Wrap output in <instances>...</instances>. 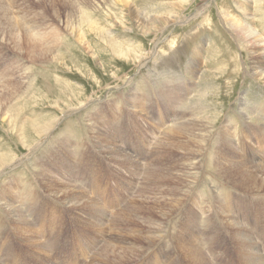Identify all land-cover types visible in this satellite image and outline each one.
<instances>
[{
  "label": "rangeland",
  "instance_id": "374dc122",
  "mask_svg": "<svg viewBox=\"0 0 264 264\" xmlns=\"http://www.w3.org/2000/svg\"><path fill=\"white\" fill-rule=\"evenodd\" d=\"M129 1L132 7L138 11L142 10L140 12L147 18L151 15H181L178 9L172 7V3L180 0ZM75 4L87 6L94 18L103 21L102 26L120 45L124 44V47L133 48L143 57L146 56L147 63L144 67L135 68L132 61H127L136 59L116 56L97 37L96 32L89 31L88 28L84 29L87 34L82 28L75 31L73 28L77 25L78 16ZM240 4L244 6L245 2L192 0L184 11V16L193 17L199 11L201 14L185 23L182 18L179 24L176 23L167 28L165 33L155 37L154 34H141L139 30L132 29L129 18L125 19V27L115 24L117 18L119 19L117 16L112 15L106 19L109 17V5L118 15L126 13V10L113 3V0L112 3L109 0H0V154L18 156L26 151L9 127L8 119L4 118V113L10 106H15L18 111L22 110L23 118L31 121L45 120L59 118L63 115L60 110L76 107L80 104L79 101L85 102L92 98L89 105L69 112V116L60 123V127H56L53 137L45 143L43 149L42 145L30 160L1 177L15 188L11 190V201H14V204L16 198L21 202V211L36 232L28 238L22 237L16 231L11 217L0 208V264H101L103 258L97 257L96 253L103 247L105 239H118V235L114 236L111 231L114 223L121 226V230L125 227L124 230L131 233L142 232L145 236L156 234L154 231H147V225L139 221L141 218L160 220L164 226L163 230L168 233L159 243V240L157 241L158 245L153 247L155 249L147 250L139 259L128 264H156L153 257L161 248L163 255L160 256L158 264H168L167 260L170 264H189L190 261L188 263L179 253L173 241L175 235L183 234L184 225L191 226L198 239L202 240L200 242L207 264H247L240 245L232 238L231 230L222 224L220 214L215 216V208H211L210 202L215 203L213 196L217 190L212 178L204 172L200 173L199 177L195 175L196 187L191 192H185L187 186L180 183L173 185L170 183L173 180L164 176L181 174L184 178L190 177V166L188 164L185 168L189 154H184V150L177 149L175 145L172 147L171 139L163 140L169 123H166L165 119L169 107L167 100L179 94L181 100L174 104L173 113L177 116L174 122L184 120L188 123L192 119L217 114L216 124L208 127L210 130L206 128L210 143H214L216 148L218 145L223 148L218 136L222 126H232L236 123L238 127L231 128L230 131L236 130L237 133L231 142L237 153L244 158L246 156L253 159V155L260 149L264 155V127L260 132V126L264 125V86L261 87L264 84L244 72L243 60H246V68L249 69L250 54L245 46L227 31V20L223 18L226 11L236 19L240 17V21L255 27L264 38V0H247L246 11L251 13L249 22L241 14L243 8ZM205 15L208 16L204 17ZM81 33H84L83 40L80 38ZM155 40L161 43L156 46ZM194 59L203 62L198 74L190 72V60ZM206 70L211 75H205ZM241 92L245 93L243 98L247 112L253 113V121L257 123L256 126H251L254 128L248 132L251 138L246 136L247 128H244L241 120L243 114L239 110L238 101ZM130 103L134 104V107L131 108ZM93 127L107 135L102 137L106 138L108 145L115 142L126 154L144 163L139 174L135 166L113 160L112 156L95 142ZM183 136H186L182 138L183 142L189 144L186 133ZM64 141L67 147L63 145ZM160 141L165 145L159 146ZM202 146L196 159H201L200 165L204 152L209 150L206 145ZM41 162V169L40 166L35 167L40 169L41 173L60 181L63 177L70 178L71 184L82 189L87 197L90 196L89 198L105 208L108 213L105 225L111 231L106 233L107 237L105 233L95 231L91 225L92 219L88 218L90 210L71 208L63 199L52 194L41 181V176L40 179L33 177L34 164ZM67 162L71 168L62 164ZM222 163L223 159H219L214 167L223 168ZM147 168L159 172L163 178L158 180L149 177L144 180ZM12 178H16V182ZM20 178L25 184L17 182ZM224 179L228 187L226 186L227 192L221 194L222 203L229 207L235 218L240 217L241 224L252 232L263 254L264 192H247L231 185L236 183L231 178ZM175 186L178 187L177 198L185 195L182 204L175 209L176 212L162 219L160 207L169 210L167 204L173 200H168V193ZM24 189L30 192L32 197L30 194L23 196L21 191ZM201 189L210 195L205 203L199 201L200 197L197 202L194 201L197 198L195 195H198L196 193L201 194ZM132 200L143 206V209H134L130 214L131 219L123 222L118 215L122 210L133 207ZM205 209L213 213L210 220L199 217V212H196H203ZM190 215L198 218L197 221L192 220ZM136 216L137 221L133 219ZM122 238H126L125 241L131 239L125 235ZM38 240L44 245L42 251L45 255L42 256L41 262L34 257L38 246L29 243L39 242ZM198 249L200 248L196 250Z\"/></svg>",
  "mask_w": 264,
  "mask_h": 264
},
{
  "label": "bare ground",
  "instance_id": "6f19581e",
  "mask_svg": "<svg viewBox=\"0 0 264 264\" xmlns=\"http://www.w3.org/2000/svg\"><path fill=\"white\" fill-rule=\"evenodd\" d=\"M110 1L112 3V0H109V2ZM175 1H177V0H175ZM191 1L192 0H180L178 2L172 3V7L174 6L176 9H178L180 11L181 15L176 14V15L158 16V17H152V15H151V17L147 18V17H144L142 15V13L140 12L142 10L138 11L136 8L132 7L129 0H113V3L120 5L122 7V9L126 10V13L119 14L120 15L119 16L118 13H116L113 8L111 9L110 5H109L108 6L109 7L108 8L109 9L108 10L109 11L108 16L109 17H106V19L110 18L112 15L117 16V17H119V19L117 18V20L115 21V24L120 25L122 27H125V23H126L125 19L129 18L131 20V28L132 29L139 30L141 32V34H154L155 37H158L167 28L175 25L176 23L179 24L181 22L182 18H184V20L182 22L185 23L186 21H189L190 19L197 17L198 14H201V12L199 11L195 15H193V17H191L190 15L184 16V11L187 9V6L189 5V3ZM243 1L246 4L247 0H243ZM164 2H167V1H164ZM255 2H256V0H255ZM164 4H162V5H164ZM245 4H244V6H243V4H240V7L243 8V12L241 14H243V17L245 18V20L247 22H249L251 20V17H250L251 13L249 14V12L246 11L247 7L245 6ZM75 6H76L75 7L76 12L78 13L77 25L75 28H73V29H75V31L82 28V31L84 32V29L88 28L89 31L96 32L97 37L100 38L108 46L110 51H112L116 56L126 58V59H136V60H127V61H132V63H134V65H135V68H141L142 66L144 67V65L147 63V60L145 58L146 56L143 57L141 54L137 53L133 48L132 49L127 48L126 45H125L126 47H124L123 46L124 44L120 45L117 41H115L109 35L110 33L107 32L108 30L106 31L104 26H102L103 21L99 20V18H97V19L94 18L93 13L91 12V10L87 6L86 7L77 6L76 4H75ZM167 6H169V5L167 4ZM167 6L165 5V7H167ZM170 10H172V8ZM167 11H169V10H167ZM226 12L224 13L223 18H225L227 20V23H226V24H228L227 25L228 26L227 31L230 32L232 34V36L236 37L238 39V41L240 42V44L243 47L245 46V48L247 49V52L250 54V60H249L250 68L249 69L246 68L247 67L246 66V64H247L246 60H243L244 72L246 74L248 73L254 79H256V80H258L264 84V38L262 37L260 32L258 33V30H256L255 27L249 25L248 23H243L242 21H240V17L238 19H236L233 15L226 13ZM207 16L205 15L204 17H207ZM102 17H104V16H102ZM128 24H130V23H128ZM109 26H111V24ZM84 33L87 34V32H84ZM84 33L80 34V38L82 40L84 39ZM159 42L160 41L155 40V45L158 46ZM155 53H156V50H155ZM244 58H247V57H244ZM159 62H161V61H159ZM198 62H199V60H195V59L190 60V72L192 74H194V73L198 74L201 72V67H203L202 66L203 62L202 61L199 63ZM155 64H157V63H155ZM241 68H242V66H241ZM216 71H218V70H216ZM204 74L205 75H211L207 70H206V72H204ZM201 76H202V74H201ZM202 78H203V76H202ZM263 86L264 85H262L261 87H263ZM193 88H195V87H193ZM64 93H66V92H64ZM244 94H242V92H241L239 97H238V101H239V105H240L239 110L243 114V117L241 120L244 123V128H247L246 129L247 133H245V134L247 137H250L251 134L250 133L248 134V132L250 129L254 128L251 126H256L257 123L253 121L254 120L253 119V117H254L253 113L252 112L248 113L246 110V107H245L246 103H245L244 98H243ZM205 96H206V94H205ZM178 97H179V94L175 95L174 98L170 97L167 100L169 107H168V112H167V115L165 116V119H166V123L167 122H169V123H167L168 124L167 127L165 126L167 128V130L164 132L163 140L165 141L167 138H168V140L171 139L170 144L172 145V147H173V145H175V147L177 149L184 150V154L185 153L189 154V157H187V159H186V167L185 168H187L188 164H189V166H190L189 167L190 168V171H189L190 177L187 176L184 178L183 177L184 175H181V174L180 175L167 174L164 176L168 177L169 179H172L173 181L170 183H173V185H174V183L176 185L180 183L182 186L188 187V189H186L185 192H189V191L191 192L192 189H194L197 185L195 182L196 179H194V178H196V177H194L195 175H197V177H199L198 175L202 172H204V174H207L206 176L209 175L212 178L213 184H215V187L217 189V190H215L216 194H214V196H213L215 205L210 202L211 198L209 200V202L211 204V208H215L214 209L216 211L215 216L220 214V217H221L220 219L222 220L221 221L222 224L226 225V227H228V230H231V233L233 236L232 238L236 241L237 244L240 245L239 247L241 249L244 260L247 264H264V255H263L264 253L262 254L258 241L256 240V238H254V236L252 235V232H250L248 228L244 227L241 224L242 221L240 220V217H239V219L235 218L234 214H232L229 207L225 203H222L221 198H220L222 196L221 194L227 192V190H226L228 187L226 185L227 181L224 178H227V179L231 178L232 180H234L233 177H235L236 180H234V181L236 183H233V184H231L229 182L228 183L233 185V186H236L242 190H245L247 192H253V193L264 192V155H263L262 151L260 149H258V152L255 153V155H253V157H254L253 159L246 158V156L244 158L237 153L236 148L231 143L232 140L235 139L237 133H236V130L230 131L231 128L236 129L238 127V125L236 123H233L232 126H230V124H226V125H224V127L222 126V129H221L222 131L218 136H219V139L221 141V144L223 145V148L219 147V145H218V148H216L214 146L215 145L214 143L209 142V140H211V139L209 138V132L206 131V128L213 127L214 124H216V122L218 120L217 114H212V115L210 114L211 116H209V117H206V116L203 117L204 115L202 114L203 115L202 116L200 114L203 118H200L197 120L192 119V121L189 120L190 122H188V123L187 122L185 123L184 120L174 122L173 121L174 118L177 117L173 113L174 104L176 105L177 101L181 100V98L180 97L178 98ZM203 98H201V99L203 100ZM63 100H64V97H63ZM90 100H92V98L87 99L85 102H81L78 100L80 102V104H78L76 107H73V108L72 107L69 108L68 104H67V107L69 109L66 108V109L60 110L63 113V115L62 116L60 115L61 117L59 116V118L31 121V120H28L26 118L21 117L22 110L18 111V108H16L15 106H10L9 109L7 111H5V113H4L5 114L4 118L8 119L9 127L14 132L17 139H19L21 145L23 147H25L26 151H25V153L19 154L18 156H9V155L0 154V190H1L0 191V208L3 209V211L5 212V214L8 217H11V219L13 220L12 222L16 226V231L19 233V235H22V237H24V238H28V236H30L31 234H33L36 231H35L33 226L29 225V222H28L27 218L25 217L26 215L23 214V211H21V207H22V205L20 206L21 202L19 203L16 198H15L14 204H13L14 201L13 202L11 201V198H12L11 190L14 187L12 188V186H10V184H8V182L6 183L5 182L6 180L1 178V177L6 175L7 173H10L13 170H16L17 168L20 167L21 164H23L27 160H30L29 158L32 155H34V153H36L37 151L39 152V149L42 145H43L42 146V149H43L45 143L47 141H49V139L51 137H53L52 134L55 132L56 127L59 126L60 123L62 121H64L67 116H69V112L73 109L77 110L79 108L86 106L90 102ZM197 101H199V100L197 99ZM64 102H62V103H64ZM201 104L202 103H200V105ZM236 105H237V103H236ZM129 106L132 108V107H134V104L130 103ZM210 107H211V105H210ZM262 107H264V106H262ZM58 108L60 109V106ZM88 108H90V107H88ZM212 108H214V107L212 106ZM204 111H202V112H204ZM262 111H264V108L262 109ZM195 113H197V112H195ZM197 115H199V114L197 113ZM263 116H264V113H263ZM66 120H68V118ZM185 120H186V118H185ZM263 127H264V125L260 126V132L263 129ZM93 129L94 130L92 131V133L94 135L95 142L102 149H105L112 156L113 160H120L123 164H125V163L129 164L130 163L131 166L136 167V170H139L138 171V174H139L140 169H142L144 166V163L141 160L135 159V158L129 156V154H126L125 151L122 148H120L115 142L108 145V142L105 141L106 138L102 137V136L107 137V135L101 133V131H99V130H95L94 127H93ZM211 132H212V130H211ZM184 133H186V135L188 136L187 141H188V143L190 142L189 144H187V142H185V143L183 142L182 138L186 137V136H183ZM161 137H159V138H161ZM65 141H64L63 145L65 144L67 147V144ZM104 141L107 143H105ZM163 144L165 145V143H163V141H160L159 146H162ZM202 145H206V149L209 148V150H207V152H204V157L202 156L204 159L202 160L201 165H200L199 161L201 159L200 160H196V159L198 157L197 153L199 151V148ZM211 146H214V147H211ZM210 148H213V149L210 150ZM190 155H192V156L190 157ZM32 159H33V157H32ZM219 159H223V163L221 166L223 168L214 167L215 165H217ZM42 162L34 164V169L32 170V173L34 175L33 177H38V179H40L39 176H41L42 177L41 181L47 186V188H49V190L52 192V194L56 197L63 199L65 201V203L68 204V206H70L71 208H75V209H79V210H82L83 208H87L88 210H90V213L88 214V216H89L88 218L92 219L91 225L93 226V228H95V231H100L101 233H105V237H107L106 233H108L110 230H108L107 229L108 227H106V225H107L106 221H107L108 213L106 210H104L105 208L101 207L97 201L89 198L90 196L87 197V195L85 194V192L82 189L77 188V186L71 184L70 178L63 177V179L60 181V180L49 178L50 176L48 174L44 175L43 173H41L40 172V169H41L40 165H42ZM68 162L62 163V164L66 165L67 166L66 168H71V166ZM117 162H119V161H117ZM28 164H29V162H28ZM37 166H40V169H36L35 167H37ZM183 166H185V165H183ZM145 167H147V166H145ZM26 168H28V167L26 166ZM22 171H23V169H22ZM158 173L159 172H156L154 169L152 170L151 168L150 169L147 168L146 173L144 174V180H145V178L148 179L149 177H153V178L160 180L163 177ZM201 177H202V175H201ZM12 179H13V181L16 182V178H12ZM164 179H167V178L164 177ZM17 180H18L17 182L25 184V181L22 178L17 179ZM153 180H155V179H152V181ZM33 181H34V179H33ZM181 182H183V184ZM27 192L28 191L26 189H24L23 191H21V194H23V196L30 194V197H32L31 193L30 192L27 193ZM177 192H178L177 186H175V188L173 190L170 189V191L168 193V194H170V195H168L169 196L168 200H173V201H171L169 204H167L169 207V210H167L163 206H162L163 208L160 207L159 213H160L162 219L165 218L166 216H170L175 211V209L178 208L182 204L181 202L183 201V198L185 195L182 194L181 197L177 198ZM196 194H198V195H195V196H197L196 200L194 199V201H196V202L199 200V197H200L201 199L199 201H202V203H205V200L207 201L210 197V195L206 194V190H202L201 194L200 193H196ZM131 203L133 204V207H130L131 209L130 208L129 209L124 208L125 210H122L118 215V216H120L119 219L121 218L120 220H122L123 222L124 221L128 222L129 219H131L130 214L134 209H136L137 211L143 209L142 208L143 206H141L137 202H133V200H132ZM223 204H225L226 206ZM184 207H186V206H184ZM106 208H108V207H106ZM211 208H210V210H211ZM190 209L193 210L192 207H190ZM210 210L205 209V210H203V212L196 210V212H199V217H203V218L206 217V218H208L207 220H210V217L211 218L213 217V215H212L213 213L212 214L209 213ZM82 211H84V210H82ZM190 216L192 217V215H190ZM137 217L138 216L133 217V219L137 221ZM133 219H132V221H134ZM193 219L195 221H197L198 218H195L193 216L192 220ZM114 220L116 221L117 218H114ZM139 221H142L145 223V225H147V227H148L147 231H149V232L154 231V233H156V234L145 236L144 234H142V232L134 233L135 231H132V233H131V232H128L127 230L125 231L124 230L125 227L123 229L125 232L123 233V230H121V226L114 223V226L111 229V231H112L114 236L118 235L117 236L118 239H116V238H108L107 240L105 239L103 247L100 249V251L98 253H96L97 257L99 256V257L103 258V260H102L103 262L101 264H128L137 258L139 259V257L143 256V254L147 252V250H150L154 246L158 245L157 244L158 240H159L158 241V243H159L160 240H162L163 238H165L167 236L168 231L163 230L164 226L162 225L163 223L160 220H157L155 218H145V219L141 218V220H139ZM213 221H214V219H213ZM133 230H137V229L133 228ZM182 230H183V234H177L173 237V239H174L173 241H175V244L173 243L175 248L179 251V253L181 255L184 256V258L188 261V263L190 261L189 264H207L206 259H205V254L202 250V248H203V245H201L202 240L198 239L197 235L195 234L194 229L189 225H184ZM151 234H153V233H151ZM123 235L128 236L131 239H129V241H127V240L125 241L126 238L123 239L122 238ZM38 241L39 242H34V243L29 241V243L31 245L38 246V249H37L38 251L34 254V257H35V259H39V261L41 262L42 256L45 255L42 251L44 248V245H43L42 241H40V240H38ZM169 241H171V239ZM197 248H200V249L196 250ZM153 249H155V248H153ZM155 254L156 255H155V257H153L154 258L153 261L156 264H158L159 263L158 260L160 259V256L163 255L162 254V248L159 251H157ZM167 257H168V255H167ZM177 257H178V255H177ZM175 259L177 260V258H175ZM167 263L170 264V261L167 260Z\"/></svg>",
  "mask_w": 264,
  "mask_h": 264
}]
</instances>
